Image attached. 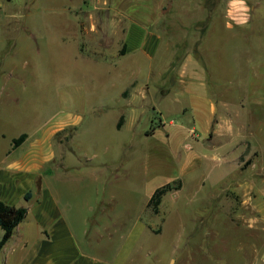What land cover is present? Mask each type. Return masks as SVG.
Instances as JSON below:
<instances>
[{
    "label": "crops",
    "instance_id": "obj_1",
    "mask_svg": "<svg viewBox=\"0 0 264 264\" xmlns=\"http://www.w3.org/2000/svg\"><path fill=\"white\" fill-rule=\"evenodd\" d=\"M93 1L94 8L83 12L87 18L77 22L85 35L81 52L94 45L105 65L111 66L110 58L118 57L114 66L119 62L121 69L131 67L122 73L123 88L102 103L104 111L117 114L116 128L126 132L128 138L121 144L132 146L129 140L137 134L154 137L162 129V137L173 135L162 118V129L151 126L138 131L146 107L153 105L161 117L174 110L192 116L191 126L180 125L195 136L187 151L179 153L180 175L197 168L208 150L231 158L236 165L245 155L249 166L253 164L257 147L264 142V0ZM144 65L174 66L178 73L163 71L153 90L148 79L137 75ZM231 66L246 67L236 80L243 87L237 103L228 88L217 84L233 81L224 69ZM0 70L3 89L13 85V71ZM16 81L27 83L24 76ZM23 92H0V199L27 207L25 218L1 249L0 264H126L127 256L120 248L109 254L113 249L109 203L100 198L79 201L86 188L74 190L61 183L67 177H93L96 172L124 173L129 169V157L107 156L93 169H79L66 149L77 120L64 117L44 122L36 92L32 116H23L17 110L28 103ZM8 109L14 112L8 115ZM22 133L27 137L14 145ZM102 143L108 149L109 140L102 139ZM75 167L79 170L74 174L70 169ZM248 186L255 187L253 183ZM99 191L96 187L95 193ZM2 235L0 226V238Z\"/></svg>",
    "mask_w": 264,
    "mask_h": 264
},
{
    "label": "rangeland",
    "instance_id": "obj_2",
    "mask_svg": "<svg viewBox=\"0 0 264 264\" xmlns=\"http://www.w3.org/2000/svg\"><path fill=\"white\" fill-rule=\"evenodd\" d=\"M94 4L93 0H0V69L13 71L15 80L5 89L0 83V92L24 91L23 100L28 103L17 108L23 116H32L36 92L44 122L64 117L77 120L65 148L79 169L88 171L107 156L129 157V169L124 173L116 170L96 172L93 177H67L61 186L85 187L87 193L79 195V201L100 198L109 203L113 247L109 254L120 248L127 256L126 264H264V142L258 145L259 153L250 166L245 155L236 165L231 158L208 150L197 168L180 175L179 153L186 152L195 138L180 125L191 126L192 116L174 110L161 117L150 105L138 131L151 126L160 129L162 118L173 135L162 137L161 128L154 137L139 133L129 140L132 146H123L126 132L116 128L117 114L104 111L102 103L123 88L122 73L131 67L121 69L119 62L114 66L118 57L110 58L111 66L105 65L94 45L81 52L83 33L77 22L87 18L83 12ZM224 69L233 81L217 84L228 88L237 103L243 87L236 80L246 67ZM166 70L178 73L174 66L144 65L137 75L148 79L156 90ZM22 76L27 79L23 85L16 81ZM13 112L6 111L8 115ZM102 139L109 140L108 149ZM79 169L70 170L75 174ZM177 180L180 187L169 190L159 211H153L148 205L151 194ZM250 183L255 187H249ZM96 187L99 193H95Z\"/></svg>",
    "mask_w": 264,
    "mask_h": 264
},
{
    "label": "trees",
    "instance_id": "obj_3",
    "mask_svg": "<svg viewBox=\"0 0 264 264\" xmlns=\"http://www.w3.org/2000/svg\"><path fill=\"white\" fill-rule=\"evenodd\" d=\"M26 137L27 133H22L19 137L14 139V145L20 144ZM180 184V181L175 183L168 182L157 187L152 193L148 205L152 207L153 211L158 212L164 195L169 190L180 187ZM30 194L31 193L28 192L26 197H29ZM26 214V206L10 204L0 199V226L3 229V235L0 238V252L4 244L12 236L16 226L25 218Z\"/></svg>",
    "mask_w": 264,
    "mask_h": 264
}]
</instances>
